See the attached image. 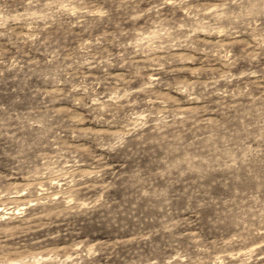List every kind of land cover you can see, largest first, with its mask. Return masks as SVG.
I'll use <instances>...</instances> for the list:
<instances>
[{
	"label": "rangeland",
	"instance_id": "374dc122",
	"mask_svg": "<svg viewBox=\"0 0 264 264\" xmlns=\"http://www.w3.org/2000/svg\"><path fill=\"white\" fill-rule=\"evenodd\" d=\"M0 264H264V0H0Z\"/></svg>",
	"mask_w": 264,
	"mask_h": 264
}]
</instances>
